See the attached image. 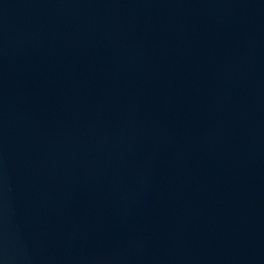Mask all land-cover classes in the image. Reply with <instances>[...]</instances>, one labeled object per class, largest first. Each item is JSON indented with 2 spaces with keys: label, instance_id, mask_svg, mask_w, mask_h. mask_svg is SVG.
I'll return each instance as SVG.
<instances>
[{
  "label": "water",
  "instance_id": "water-1",
  "mask_svg": "<svg viewBox=\"0 0 264 264\" xmlns=\"http://www.w3.org/2000/svg\"><path fill=\"white\" fill-rule=\"evenodd\" d=\"M0 264H264V0H0Z\"/></svg>",
  "mask_w": 264,
  "mask_h": 264
}]
</instances>
